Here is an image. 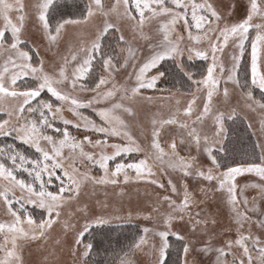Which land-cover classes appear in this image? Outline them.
<instances>
[{
    "label": "snow or ice",
    "instance_id": "snow-or-ice-1",
    "mask_svg": "<svg viewBox=\"0 0 264 264\" xmlns=\"http://www.w3.org/2000/svg\"><path fill=\"white\" fill-rule=\"evenodd\" d=\"M223 7L225 11L208 0H87L83 7L75 0L71 5L0 0V137L13 141L0 145V264H25L24 242L46 238L62 219L72 234L68 250L73 264H90L95 244L85 243V234L94 225L125 217L119 214L122 207L109 211L104 203L102 214L81 216L82 226L67 219L72 215L67 210L80 202L84 182L114 189L143 182L157 190L152 205L127 212L128 221L135 212L152 226H142L128 250L114 251L106 264H132L130 255L148 247L151 264H203L196 259L199 255H214L209 264H264V207L245 194L256 189L264 203V144L257 145L258 158H233L226 121L235 123L236 110L228 114L213 103L221 88L225 99L230 87L245 90V105L259 109L264 133V0H248L236 19L237 4ZM30 20L38 23L48 51L59 45L69 26L99 23L69 55L50 61L49 70L40 48L28 47L25 29ZM246 53L250 59L241 68ZM221 54L230 56L227 64ZM197 59L206 62L200 79L191 70L190 62ZM169 62L174 71L164 68ZM120 69L127 75L118 83ZM177 78L191 82L189 90L194 86L199 92L202 108L193 111L195 94L185 98V107L176 92L167 90L175 108L166 119H152L150 144L143 146L125 117H135L138 100L153 99L145 97L144 90ZM253 89L259 90V98ZM208 121L211 128H206ZM165 126L175 128L162 144ZM72 128L83 129V135H74ZM16 141L34 150L33 155L21 151ZM92 168L97 175L91 174ZM244 173H254L260 182L238 184L237 177ZM189 180L206 185L200 193L211 191L224 198L236 225L235 238L217 246L209 219H200L201 213L194 211L204 200L198 199ZM210 222L217 224L215 217ZM173 249L176 259L170 260Z\"/></svg>",
    "mask_w": 264,
    "mask_h": 264
},
{
    "label": "rangeland",
    "instance_id": "rangeland-1",
    "mask_svg": "<svg viewBox=\"0 0 264 264\" xmlns=\"http://www.w3.org/2000/svg\"><path fill=\"white\" fill-rule=\"evenodd\" d=\"M26 5H32L39 0H23ZM87 2V0H85ZM105 3L108 0H104ZM208 2H212L217 4L221 11H225L224 5L231 6L232 4H237L238 7L234 10L236 15L234 19L238 18L244 11V5L247 4L248 0H208ZM29 13L33 12V9L29 7L27 9ZM99 23L98 20H90L88 22H82L79 26H69L66 35L63 36L58 46H53L52 51H48L47 41L42 38V33L39 30L38 23L34 21L26 22L25 36L29 38L30 43L28 44L29 48L39 47L41 50V55L46 59V65L49 70H51L50 61H54L56 59H61L65 55H69V49L75 50L79 47L81 39L88 40L91 34L94 31L95 25ZM250 32L252 30L250 29ZM130 37V33L126 34ZM186 35V34H185ZM254 35V32H253ZM140 45L146 51L145 42L141 41ZM250 52V47L249 50ZM230 53V49L228 50ZM141 55L143 53H140ZM222 58L225 60L227 64L230 59L229 55L221 54ZM34 60L37 59L35 53L33 52ZM250 57L246 53L245 56L241 60V65L244 64L245 60H249ZM186 60V57H185ZM199 60V59H197ZM203 61V60H199ZM122 62V61H121ZM205 62V61H204ZM120 75L117 76V82H123V79L126 78L127 74L132 72L131 68L127 69V74L123 69L119 70ZM205 72H206V62H205ZM241 84L244 83L242 78V71L240 72ZM195 79H200L201 77H194ZM158 83V88L155 90H144V96H152L153 99L148 101L147 99H140L137 101L135 105H133L136 115L135 117L128 118L125 117L130 124V132L133 134L135 138L138 139L143 146H148L150 144V134L152 131L151 121L153 118H167L170 110L175 108V100L171 99L168 95L167 90H171L177 93V98L180 99L181 104L183 106H187L185 98L191 99L192 95L195 94L197 97L196 102L193 107V111H196V107L199 106L202 108V104L200 103L199 92L196 91L195 87L190 90H181L178 88L170 89L165 86V83ZM177 90H179L177 92ZM245 91L240 88H231L230 87V95L227 99L223 97L222 88L220 93H218L219 99L217 96H214L213 103L215 107L220 108L226 113L230 114L231 109H235L237 116L234 118L243 119L245 126L248 128L249 132L252 135L253 142L256 149V157L258 158L260 154V148L257 147L258 144H264V133L261 131V119L262 115L257 109L256 111H252L248 109L245 105V99L242 96V92ZM254 92V91H253ZM255 96L259 98V94L255 93ZM85 114L92 115L94 119H98L94 114L91 113L90 109L82 110ZM3 114L0 113V116ZM65 115L68 118H72L71 113L65 112ZM181 115L183 113L181 112ZM192 119H195L193 115ZM226 121V127H228ZM251 124V127H249ZM62 127V125H60ZM175 126H165L164 129L161 130V142L163 144L164 140L168 138L171 134L169 130H174ZM206 128H211V121H208ZM74 135L82 136L83 129L80 132H77L76 129H70ZM170 142V140H169ZM34 151V150H33ZM193 154H195V148H192ZM181 154L184 155L185 150H181ZM142 155V154H141ZM110 164L113 162L110 161ZM83 170V169H81ZM92 175H97V168L91 169ZM26 175V174H25ZM47 179V177H45ZM238 184H245L250 182L259 183V177H257L254 173H244L242 176L237 177ZM189 184L196 190V194L198 199L204 200V203L198 204V206L194 209V211H199L201 213L200 219L207 218L209 219V231L215 234V239L217 246L219 243L225 238H235L236 235V225L232 221L231 214L226 205L224 198L215 192H207L206 195L204 193H200L199 189L202 186L196 184L194 181L189 180ZM122 189V190H121ZM245 194L251 198L253 196L256 197L257 202L261 203V206L264 207V203L261 202L260 196L258 194V190L256 189H247ZM157 190L154 186H149L143 182H132L129 184H124L121 188H113V186H104L98 185L94 186L88 182H84L81 186L80 192V202L78 205L74 204L73 208L68 209L72 215L67 217V219L71 220L73 224L78 223L80 226L83 225L84 220L81 219V216L88 213H95L96 215H100L103 212L102 205L107 203L109 205V211L113 208H123V211L119 214L124 216V220L113 221L111 224H122V223H131L135 224L139 227L142 226H152V221H146L143 219V216L137 217L136 213L133 212V217L131 221L127 220V212L129 209L136 208H147L153 204L156 199ZM85 205L87 208H85ZM83 209L84 211L79 212L78 210ZM38 212V210H37ZM215 217L217 220V224L215 226L211 225V218ZM96 226V225H94ZM247 227V226H246ZM231 229V231H229ZM253 231H259L255 226H253ZM88 233L85 234L84 240L85 243L88 242L87 239ZM138 239V237L136 238ZM149 245L152 242V237L149 236ZM172 241H175V237L169 238ZM59 241V243H57ZM72 241L71 232H66L63 227V219L61 223L55 224L51 230L48 231L46 238L37 239V240H29L24 242L23 247V258L25 264H73L74 257H72L69 253V245ZM128 250V249H127ZM150 251V247L145 248L144 250H135L131 255L130 259L132 260V264H151L152 257L148 254ZM90 264H99L97 261H94L88 257ZM176 259L175 256L171 257V260ZM196 259L203 261V264H209L211 260H214V255L196 256Z\"/></svg>",
    "mask_w": 264,
    "mask_h": 264
},
{
    "label": "trees",
    "instance_id": "trees-1",
    "mask_svg": "<svg viewBox=\"0 0 264 264\" xmlns=\"http://www.w3.org/2000/svg\"><path fill=\"white\" fill-rule=\"evenodd\" d=\"M57 2L71 5L73 0H57ZM75 3L83 7L86 2L85 0H75ZM67 10L68 9H65V11ZM71 10L75 11L76 9ZM190 63L194 65V67L191 69L195 74L194 77H199L198 73L201 71V69L205 70V62L194 60ZM164 68L172 69L174 71V66L171 64V62L165 64ZM241 68H243V65H241ZM190 83L191 82L187 81L186 78L184 80H179V78H177L176 80L169 79L165 83V86L170 89L178 88L181 90H189L188 85ZM173 85H175V87H173ZM253 91L259 94L258 89H253ZM234 120L235 123L232 121L227 122L229 137L228 147L232 153V157L236 160L252 159L256 157V149L252 135L245 126L243 119L234 118ZM12 142L13 141L11 137H0V145ZM15 143L21 151L25 152V154L33 155L34 151L32 149H29L26 145L21 144L19 141H16ZM139 234V227L131 223L93 226L87 235V239L92 240L95 244V248L90 255V258L94 261H97L99 264H106L107 261L113 258L114 251L119 252L122 247L125 249V251H127L128 245L133 243ZM175 254V249H173L169 259L171 260V257L175 256Z\"/></svg>",
    "mask_w": 264,
    "mask_h": 264
}]
</instances>
